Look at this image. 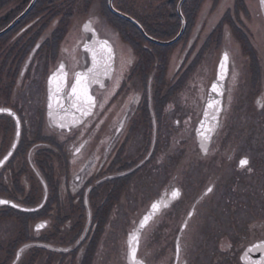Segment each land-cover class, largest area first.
I'll return each mask as SVG.
<instances>
[{
	"label": "flooded vegetation",
	"instance_id": "flooded-vegetation-1",
	"mask_svg": "<svg viewBox=\"0 0 264 264\" xmlns=\"http://www.w3.org/2000/svg\"><path fill=\"white\" fill-rule=\"evenodd\" d=\"M31 1L0 3V30L16 20ZM37 1L0 36V108L10 110L0 113V161L15 147L0 168V197L24 207L39 206L47 199L40 215L33 217L11 204L1 205L0 221L29 219L27 232L49 241H32V245L66 254L57 264H66L67 259L72 264H112L106 258L112 253L106 251L112 231L119 253L114 263L119 258L120 264H130L129 234L159 201L160 211L139 239L137 256L143 264H247L242 254L248 247L249 264L264 259V247H256L264 244V9L260 1L252 12L244 0L246 16L240 15L235 0L218 19L197 22L184 36L186 27L172 48L184 40L182 49L163 56L165 69L154 47L145 43L148 50L153 49L150 54L136 52L101 12L105 26L115 28L122 40L102 33L94 20L99 15L92 13L91 5L84 10L88 16L80 30L71 35L70 8L77 0L73 6L62 0ZM237 13L240 22L235 19ZM225 25L246 37L249 51L244 59L247 66L242 62L244 73L237 56L223 46L229 34ZM103 41L112 48L113 60L108 75H100V83L90 85L96 99L91 114L81 115L67 100L62 103L69 113L55 104L50 109V90L55 85L49 77L63 64L71 84L73 73L92 67L88 48L97 51L103 61ZM214 45L220 54L210 78ZM225 51L230 60L227 68L219 70ZM205 61L206 67L201 66ZM236 69L237 79L232 83ZM98 70L102 72V63ZM190 88L191 96L184 95ZM210 102L212 108H208ZM214 113L218 123L212 119ZM202 123L214 128L207 154L201 148ZM192 150L197 162L179 171L182 178L178 181L177 161L187 157L191 161ZM245 158L249 163L241 166ZM217 160L224 179L210 182L212 192L205 195L208 187L195 195L192 204L190 200V205L184 204L188 188L195 184L198 193L204 189L209 175L202 169ZM192 166L203 173L197 184ZM226 171L230 175L225 178ZM138 181L153 193L148 208L136 218L125 205L140 191ZM175 189L180 196L173 199ZM237 189L235 203H231L228 194ZM242 191L247 195H241ZM61 218L52 229V219ZM39 221L48 224L35 230ZM67 232L72 235L70 247L52 244L53 237ZM147 240L151 262L143 250Z\"/></svg>",
	"mask_w": 264,
	"mask_h": 264
},
{
	"label": "rangeland",
	"instance_id": "rangeland-1",
	"mask_svg": "<svg viewBox=\"0 0 264 264\" xmlns=\"http://www.w3.org/2000/svg\"><path fill=\"white\" fill-rule=\"evenodd\" d=\"M104 1L105 0H93V1L91 0L88 2V0H77V1H75V5L73 4V0H62L61 1L62 3H66L69 6L74 5L73 9L70 8V10H72L70 17L73 18V19H71V25H70V26H72L71 29H73V31L71 30L72 31L71 35L77 34V30L78 31L80 30L81 23L84 22L85 18L88 16L84 10L91 5V11H93L92 13L99 15V19L97 17V18H94V20L96 21L95 23H97V24L99 23V25H100L99 27H100L101 32L106 34L108 37H110L112 39L116 38L119 41L122 40L120 38V36L115 32V28H113V27L107 28V26H105L104 22L102 21L104 18H101V16H102L101 12L104 13L103 12L104 11V4H105ZM137 1H138V3H136V8L138 9V12H140V10H141V12H145V11H152V10L156 9L159 2H161L162 0H137ZM143 1H146V3H144ZM234 1L235 0H219L217 2L216 0H203V3L201 5L200 10H199L197 17H196L197 18L196 22L194 23L193 27H195V24L197 22H200V21L205 23L208 20L218 19L219 15L223 14L224 11L229 6L233 7V5L235 4ZM61 2H59V3H61ZM243 2H244V0H238L239 10L241 12L240 15L246 16L245 12L243 13V11H242ZM49 3L50 2H48L47 4H49ZM246 3L248 4V6L252 12H254L255 9L258 8V0H246ZM53 5H56V2H54ZM115 5H118L117 1H116ZM159 8L163 9V5ZM94 11H97V12H94ZM134 14L136 16H139V17L141 16V14L137 13L136 11H134ZM240 15H238V13H237V15L235 14V19L238 20L239 22H240ZM161 17H162V15L157 14V18L160 19ZM244 18L245 17H243V19ZM251 24H253V22ZM229 27H228V25H225V30H227L229 34L226 36V39L225 38L223 39V46L225 48L231 49L233 54L235 56H237V58L239 60L240 68L242 70V73H244L245 72V66H247L245 64L246 61L244 60L246 58L245 53L249 51V46L247 45L248 43H247L246 37L242 34V32L235 34L234 32H231L233 30V28H229ZM194 30H196V28ZM159 39L164 40L163 38H160V37H159ZM177 41H179V39ZM183 44H184V40L181 41L179 43V45H177L174 50H171V54L172 53L174 54L175 52H178L180 49H182ZM262 45H264V37L263 36H261V47H263ZM155 48L157 49V47H155ZM162 48H164V47H160V48L158 47V49H162ZM128 49H129V51L131 50L130 47H128ZM211 51L213 52V54L210 55V58H212V68L210 69L211 71L209 70L210 74H208V76L210 78H211V76H213V72H214V68H215L214 62H216L217 57L220 54V51L216 49L215 45L213 46V49ZM208 60L209 59L207 58V61ZM242 62L245 64V66L243 65ZM201 66L206 67V61H205V65H204V63H202ZM237 74H238V72L236 69L232 83H234L235 80L237 79V78H235V76H237ZM241 77H243V76H241ZM190 91H191V88H190V90L187 89L183 93H185L184 95H188V93H189V96H191ZM193 99H194V96H193ZM6 126H8V124ZM180 132L182 133L183 129H180ZM185 157H187V156H185ZM197 158H198V156H197L196 152L194 150H192L191 151V159H192L191 161L188 157L186 159H184V161H183V159H181V161H177L179 164V166L176 165L177 174H179V171L181 172V170L183 172V170H184L183 168L190 165V163L194 164L195 162H197ZM187 162H188V164H187ZM180 163L183 165L182 167L180 166ZM220 168H222V167L219 165V160H217V161H214V163L212 164V166H210V168L202 169V170L208 172V175H209L208 183L204 186V189L202 191H200L199 193L197 192L196 189H194L195 184L191 189L190 188H188L189 190L186 189L187 193L189 194L188 195L189 198H188V196L185 198L184 204H189V200L191 201V204H192V202L195 201V197L196 196L198 197L202 192H204L210 186V182H214V181L219 180V179H224V178L220 177V174H219ZM202 170H198V167L192 166V175H193V179L196 182V184L199 182V180L203 176ZM222 172H224V171H222ZM229 175L230 174L227 171H226V174L224 173L225 178L228 177ZM181 178H182V173H181V175L179 174L178 181ZM137 186H138V188H140V191L138 192V194L133 199L128 200L127 204L125 205V208L127 210L133 211L132 212L133 215H131V217H136V218L139 217L145 211L146 208H148L149 197L153 193L150 191L151 188L149 186L143 184L141 181L137 182ZM190 194H192L193 197H190V196H192ZM237 195H238V189L235 191L231 190V192H229L228 197H230L231 203H235V198L237 197ZM241 195H247V193H244L242 191ZM240 205L243 207H247L248 203H247V205H243V204H240ZM61 221H62V218L59 219L58 221L52 219L51 227L54 224L55 225H57V223L60 224ZM32 222H34V221H32ZM52 229H53V227H52ZM48 231H52L51 228L48 229ZM54 232H55V230H54ZM69 233L70 232H67L65 235H59V236L53 237L54 239L51 241L52 244L55 246L64 245V247H70L71 242L69 240L72 237V235ZM0 236L2 237L1 243L3 244V247H0V264H12L15 257H16V253H17L18 248L24 244L22 242H24L25 239L27 238L26 224H24V223H22L16 219H14L12 221H0ZM108 239L106 240V251L110 249V250H112V253L108 254L106 258L108 260H110L112 262V264H115L114 263V260L116 258L115 255L116 254L119 255V253H118V249L115 247L114 234L112 231L110 232ZM147 239H148V236H147ZM17 243H19V247L17 248L16 251L12 252L13 253L12 254L13 256H12L11 252L8 251V246L10 248H12ZM26 243H28V242H26ZM118 243H119V235L117 236V244ZM145 243H146V246L143 250H145L148 253L149 262H151V260H152L151 244L148 242V240ZM115 249H117V250L114 251ZM14 252H15V254H14ZM65 255L66 254L64 252L53 251V250L46 248V247H40V246L32 245V246H30L24 250L22 257L20 258V260L18 261L17 264H57L59 261H62L61 258L64 257ZM117 257H119V256H117ZM64 259H66V258H64ZM117 261H118L117 264H120L119 258ZM98 262L100 263L99 260H98ZM65 263L66 264H72V262H70L69 259H67L65 261Z\"/></svg>",
	"mask_w": 264,
	"mask_h": 264
},
{
	"label": "snow or ice",
	"instance_id": "snow-or-ice-1",
	"mask_svg": "<svg viewBox=\"0 0 264 264\" xmlns=\"http://www.w3.org/2000/svg\"><path fill=\"white\" fill-rule=\"evenodd\" d=\"M261 4H264V0H260ZM88 25H85V28L88 29ZM100 48L103 49L105 55L103 57V61L101 62L100 59L97 57V51L93 50L92 48H88L87 50L91 52L92 54V67L88 68L86 72H75L72 76V82L69 84V74L64 71V65L60 64L58 70L54 72L49 77V83L54 84V90H50V103L48 104V107L51 109L53 104H55L58 108L63 109L65 113H69L70 109L65 108L64 103H62L63 100L70 101V108L74 109L76 112L81 113V115L87 116L90 115L92 112V109L96 106V99L95 97L90 93V85L92 83H100V80L98 77L100 75L107 76L109 71L111 70V62L113 60V51L112 48L108 45L107 41L100 42ZM228 53H224V61L228 60ZM130 62V61H129ZM101 63L103 64V70L102 72L98 69L101 68ZM224 67V64H221V68ZM212 91H217L215 85L212 87ZM213 103L208 104V108H212ZM220 107L217 104L216 106V113L220 111ZM4 111H10L7 109L0 108V112ZM216 113L213 114L212 119L214 121H217V115ZM51 115V112L49 113ZM205 117L207 119V113H205ZM64 125L61 124L60 127H63ZM202 131L200 132L201 135V148L205 154L208 153L207 144L211 141L212 136L210 133L214 132V128L207 127L205 123L201 124ZM7 159V157H5ZM0 163H3V161H0ZM249 161L245 158L240 161L241 166L247 165ZM251 171V169H249ZM212 192V188L209 187L205 193ZM180 196L179 189H175L171 193V197L173 199L178 198ZM9 201L0 200V204H8ZM168 205L165 204L164 207H167ZM13 207H17V205H13ZM160 211V202H154L151 205V210L148 214H146L142 220L139 222L138 229L134 233L129 234V261L130 264H143V261L137 258V250L139 247V232L145 228L146 225H148L149 221L152 219V217ZM191 215V213L189 214ZM45 225L40 224L37 226V228H43ZM187 225L185 224V227ZM257 248L264 247V244L257 245ZM251 250V249H250ZM179 251V247H178ZM258 264H264V259H262Z\"/></svg>",
	"mask_w": 264,
	"mask_h": 264
},
{
	"label": "trees",
	"instance_id": "trees-1",
	"mask_svg": "<svg viewBox=\"0 0 264 264\" xmlns=\"http://www.w3.org/2000/svg\"><path fill=\"white\" fill-rule=\"evenodd\" d=\"M9 1L10 0H5V1L1 0L0 3L2 2L6 3ZM28 1L29 0H26V2ZM89 1L91 0H88V2ZM116 1L118 3V5H115L117 9L137 19L143 25V27L145 28L148 34L158 39L160 37L163 38L164 40H168L175 37L182 26V20L177 10V5L179 0H162L161 2H159L156 9L153 8L154 10L145 11V12H141V10L140 12H138V9L136 8V3H138L137 0H114V4L116 3ZM48 2L53 3V1H49V0L37 1V3H46V4ZM104 2H105L104 11H103L104 14L107 16L108 20H110L123 34V38L133 46L136 52L143 54L144 56L145 54H150L148 52L153 50V49L148 50L144 45L145 43L146 44L148 43L150 46L154 47V50H157L161 56L160 66L165 69L164 66H166V60L163 56H166V54L170 50H172V48L177 43L169 46H162L148 41L136 24L112 12L111 9L109 8L108 0H105ZM143 2L146 3V1ZM202 3L203 0H186L184 2L182 6V10L186 17L187 28H188L184 36L187 35V32L193 27L194 23L196 22L197 19L196 17ZM162 5H163V9H160L159 7H161ZM134 11L141 14V16L140 17L136 16L134 14ZM157 14L162 15V17L160 19L157 18ZM155 47H157V49ZM158 47L159 48L164 47V48L158 49ZM41 212L42 210L40 211L38 210L35 212H29L24 214L33 217L36 215L37 216L40 215ZM29 221H30L29 219L20 220V222L26 224V228H28L27 225ZM47 239H48L47 237H42V236L36 237L34 234H29V232H27V238L22 243L32 242V241H42V240L48 241ZM18 247H19V243H17L15 246L11 248L10 250L11 255L13 254L12 252L16 251Z\"/></svg>",
	"mask_w": 264,
	"mask_h": 264
},
{
	"label": "water",
	"instance_id": "water-1",
	"mask_svg": "<svg viewBox=\"0 0 264 264\" xmlns=\"http://www.w3.org/2000/svg\"><path fill=\"white\" fill-rule=\"evenodd\" d=\"M35 2H36V0H32L31 1V3L29 4V6L27 7V9L16 19V20H14L11 24H9L7 27H5L3 30H1L0 31V36L1 35H3V34H5V33H7L16 23H17V21L22 17V16H24L29 10H30V8H32V6L35 4ZM185 2V0H179V2H178V6H177V10H178V13H179V15L181 16V19H182V27H181V29H180V31H179V33L174 37V38H172V39H170V40H160V39H157V38H155L154 36H152V35H150V34H148L147 32H146V30L144 29V27L141 25V23H139V21H137L135 18H133L132 16H130V15H128V14H126V13H124V12H122V11H120V10H118L115 6H114V0H108V4H109V7H110V9L114 12V13H116V14H118V15H120V16H122V17H124V18H126V19H129V20H131L133 23H135L138 27H139V29L142 31V33L144 34V36L148 39V40H150L151 42H154V43H156V44H159V45H164V46H167V45H171V44H173V43H175L182 35H183V33H184V31H185V28H186V19H185V16H184V14H183V11H182V5H183V3ZM262 5V7H263V9H264V4H261ZM225 52H227V51H225ZM224 52V53H225ZM228 53V52H227ZM223 57H224V54H223V56H222V59H221V62H220V66H219V70H220V68H221V64L223 63L224 64V67H223V70L225 69V68H227V65H228V62H229V60H230V56H229V54H228V60L227 61H224V59H223ZM3 109H7V110H9L8 108H3ZM4 112H6V111H4ZM1 113V112H0ZM14 149H15V147H13V149L9 152V154L6 156L7 157V159H3L2 161H3V163H0V168L6 163V161L10 158V156L12 155V153L14 152ZM46 199H47V196L45 197V199H44V201H43V203L41 204V205H39V206H36V207H24V206H21V205H18V204H16L15 202H13V201H11V200H8V199H5V198H1L0 197V200H5V201H9V203L8 204H11V205H17V208H19V209H21V210H24V211H30V212H33V211H37V210H39V209H41L42 207H43V205L45 204V202H46ZM1 205H4V204H0V206ZM148 213H149V211H148ZM147 213V214H148ZM146 215V214H145ZM144 215V216H145ZM143 216V217H144ZM142 217V218H143ZM142 218H141V220H142ZM140 220V221H141ZM151 221V220H150ZM150 221H149V223H150ZM148 223V224H149ZM40 224H44L45 226L43 227V228H45L46 226H47V222L46 221H39L36 225H35V230H40V229H43V228H37V226L38 225H40ZM138 226H139V224H138ZM147 226V225H146ZM145 226V227H146ZM138 229V227L136 228V230ZM136 230L134 231V232H136ZM142 231H143V229L139 232V239H140V236H141V234H142ZM29 246V244H25V245H23V246H21L20 248H19V250L17 251V255H16V258H15V260H14V262H13V264H16L17 262H18V260L20 259V257L22 256V253H23V250L26 248V247H28ZM139 248V247H138ZM250 249H251V247H248L244 252H243V254H242V260L245 262V263H247V264H249V262H250V260H249V253H250ZM137 253H138V250H137ZM137 258H138V256H137ZM139 259V258H138ZM128 261H129V255H128ZM129 263H130V261H129Z\"/></svg>",
	"mask_w": 264,
	"mask_h": 264
}]
</instances>
